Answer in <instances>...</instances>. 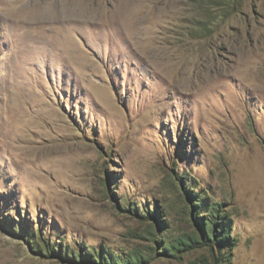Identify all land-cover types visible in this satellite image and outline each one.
Masks as SVG:
<instances>
[{"label":"rangeland","instance_id":"rangeland-1","mask_svg":"<svg viewBox=\"0 0 264 264\" xmlns=\"http://www.w3.org/2000/svg\"><path fill=\"white\" fill-rule=\"evenodd\" d=\"M0 264H264V0H0Z\"/></svg>","mask_w":264,"mask_h":264}]
</instances>
